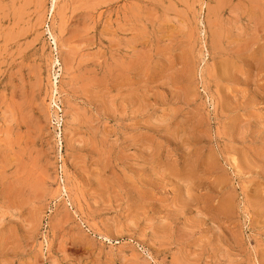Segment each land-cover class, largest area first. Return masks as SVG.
I'll return each instance as SVG.
<instances>
[{"label":"rangeland","instance_id":"obj_1","mask_svg":"<svg viewBox=\"0 0 264 264\" xmlns=\"http://www.w3.org/2000/svg\"><path fill=\"white\" fill-rule=\"evenodd\" d=\"M0 264H264V0H0Z\"/></svg>","mask_w":264,"mask_h":264}]
</instances>
